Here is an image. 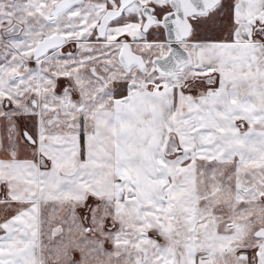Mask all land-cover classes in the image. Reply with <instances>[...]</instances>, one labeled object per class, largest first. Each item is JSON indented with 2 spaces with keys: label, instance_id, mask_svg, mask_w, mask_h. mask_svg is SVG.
I'll list each match as a JSON object with an SVG mask.
<instances>
[{
  "label": "snow or ice",
  "instance_id": "snow-or-ice-1",
  "mask_svg": "<svg viewBox=\"0 0 264 264\" xmlns=\"http://www.w3.org/2000/svg\"><path fill=\"white\" fill-rule=\"evenodd\" d=\"M0 264H264V0H0Z\"/></svg>",
  "mask_w": 264,
  "mask_h": 264
}]
</instances>
